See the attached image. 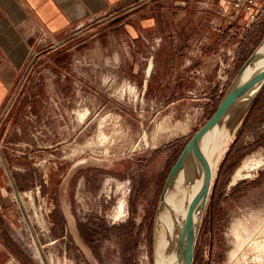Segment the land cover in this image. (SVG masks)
<instances>
[{
    "label": "rangeland",
    "instance_id": "1",
    "mask_svg": "<svg viewBox=\"0 0 264 264\" xmlns=\"http://www.w3.org/2000/svg\"><path fill=\"white\" fill-rule=\"evenodd\" d=\"M218 1L207 10L216 20L206 15V28L167 54V34L130 38L118 9L101 22L100 35L86 32L78 45L67 34L40 39L17 86L25 100L14 107L19 140L9 168L17 188L0 161V239L14 250L8 246L4 262L153 264V219L168 171L235 84L245 49L259 40L250 60L264 38V0L251 10L228 0V12H218ZM251 101L231 107L203 141L226 148L194 234L192 264H264V147L250 149L254 131L240 137L248 151L237 166L218 176Z\"/></svg>",
    "mask_w": 264,
    "mask_h": 264
},
{
    "label": "crops",
    "instance_id": "2",
    "mask_svg": "<svg viewBox=\"0 0 264 264\" xmlns=\"http://www.w3.org/2000/svg\"><path fill=\"white\" fill-rule=\"evenodd\" d=\"M211 1L199 0V6L194 7L187 0H0V161L3 167H7L9 184L17 188L12 178L15 173L12 175L9 168L14 161L11 146L16 145L19 140L14 127L18 107H14L25 102L17 97V86L29 59L35 55L37 43L45 34H67L69 40L74 39L78 45L83 43L86 32L97 29L96 34L100 35L101 22L109 20L113 16L109 13L118 9L120 15L126 18L122 29L130 38L137 39L143 31L167 34L169 41L163 44V51L167 54L179 42H191L195 32L202 26L206 28L208 20H211V24L216 20V16H210L211 13L207 11L208 8L213 10ZM217 4L221 5L218 12H228V0H219ZM208 14V20H204ZM95 35L92 34L91 37ZM146 71L144 70L145 77ZM145 85L143 78L140 86ZM5 191V181L1 174L0 210L4 204ZM9 251L8 246L4 247L0 239V264H7L3 260Z\"/></svg>",
    "mask_w": 264,
    "mask_h": 264
},
{
    "label": "bare ground",
    "instance_id": "3",
    "mask_svg": "<svg viewBox=\"0 0 264 264\" xmlns=\"http://www.w3.org/2000/svg\"><path fill=\"white\" fill-rule=\"evenodd\" d=\"M264 69V38L255 49L253 56L246 63V65L239 71L236 76L235 84L240 85L251 76ZM262 84V80L253 85L241 98H239L231 107L244 105L247 101L252 99ZM231 107L225 112L222 118L201 136L198 145L207 160L211 169V182L207 191L205 201L210 192V187L213 182V177L217 168V164L221 155L225 151V146L216 147V145L203 144V141L208 138L213 130L219 125L222 120L227 116ZM225 139V138H224ZM217 142H215L216 144ZM220 143V142H219ZM212 148V151L211 149ZM221 149V150H220ZM250 163V162H248ZM253 164V163H252ZM247 164L246 166H248ZM245 169V168H244ZM240 171V167L236 173ZM204 172L199 165L198 161L193 158L192 160H185L182 166L175 173L173 178L167 183L162 190L161 196L157 203V209L154 217L153 224V246H152V263L153 264H184V258L181 255L179 248V241L181 232L184 226L186 213L189 204L193 197L199 191L203 182ZM205 201L204 205L205 206ZM122 207V205H120ZM203 207H196L193 212V229L196 233L197 226L199 225ZM118 210V209H117ZM121 210L118 211V213ZM121 214V213H120Z\"/></svg>",
    "mask_w": 264,
    "mask_h": 264
},
{
    "label": "water",
    "instance_id": "4",
    "mask_svg": "<svg viewBox=\"0 0 264 264\" xmlns=\"http://www.w3.org/2000/svg\"><path fill=\"white\" fill-rule=\"evenodd\" d=\"M248 61L249 60L247 59V61L244 63L241 69L246 65ZM260 80H262V84L259 88V91L264 86V69L256 73L255 75L251 76L249 79H247L245 82L241 83L240 85H236V84L232 85L224 94V96L218 103L215 110L209 116V118L199 127L198 130L195 131V133L186 142V144L180 151L179 155L177 156L175 162L168 171V174L165 179L164 187L173 178L175 173L182 166L184 160L187 158H192V157L195 158L204 172L202 185L189 204L184 226L180 236L179 248L181 251V255L184 258V264H192L193 262V245H194V229H193V221H192L193 212L196 207H200V208L203 207L207 195V191L211 182V169L207 160L205 159L204 155L202 154L199 148L198 145L199 139L201 138V136H203L205 132H207L210 128H212L215 124H217V122H219V120L222 118L225 112L239 98H241L253 85H255Z\"/></svg>",
    "mask_w": 264,
    "mask_h": 264
},
{
    "label": "trees",
    "instance_id": "5",
    "mask_svg": "<svg viewBox=\"0 0 264 264\" xmlns=\"http://www.w3.org/2000/svg\"><path fill=\"white\" fill-rule=\"evenodd\" d=\"M259 36L257 39H259ZM258 41L259 40L252 42L250 44V46L252 47L245 49L246 51L245 56L241 57L240 60H238L240 62V65L244 64L247 61V58L250 56L253 50V47L257 44ZM215 108L212 110V112L215 110ZM263 118H264V87L252 99L249 109L237 132V136L233 140L224 158L222 159V162L218 170L219 177L222 174L224 175L230 174L233 171V169L237 166L238 161L245 155V153H247L248 149L247 151H245L246 149L245 146H243V144L240 142V137L243 132L251 131V130L255 132V136L250 144V149H253L255 147H260V146L264 147V133L260 129V126L264 124ZM229 160H233L234 163L232 164L230 170L226 171V173H223L225 172L224 170H225L227 161ZM260 175H263V172L259 173V176ZM8 246L10 247L12 251H14L11 245L8 244Z\"/></svg>",
    "mask_w": 264,
    "mask_h": 264
},
{
    "label": "built area",
    "instance_id": "6",
    "mask_svg": "<svg viewBox=\"0 0 264 264\" xmlns=\"http://www.w3.org/2000/svg\"><path fill=\"white\" fill-rule=\"evenodd\" d=\"M256 0H234L233 6L236 10H239L240 7L245 10H251V7L254 6Z\"/></svg>",
    "mask_w": 264,
    "mask_h": 264
}]
</instances>
